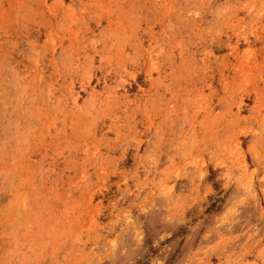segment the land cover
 I'll list each match as a JSON object with an SVG mask.
<instances>
[{
    "label": "rangeland",
    "instance_id": "obj_1",
    "mask_svg": "<svg viewBox=\"0 0 264 264\" xmlns=\"http://www.w3.org/2000/svg\"><path fill=\"white\" fill-rule=\"evenodd\" d=\"M0 264H264V0H0Z\"/></svg>",
    "mask_w": 264,
    "mask_h": 264
}]
</instances>
